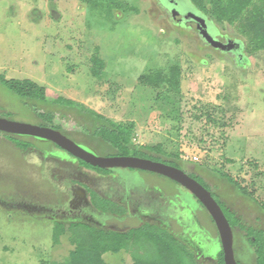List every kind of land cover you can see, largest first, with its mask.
<instances>
[{
	"label": "rangeland",
	"instance_id": "obj_1",
	"mask_svg": "<svg viewBox=\"0 0 264 264\" xmlns=\"http://www.w3.org/2000/svg\"><path fill=\"white\" fill-rule=\"evenodd\" d=\"M176 1L178 17L189 12L201 16L213 39L239 42L241 60L231 55L235 51L212 48L195 24L173 26L166 0H0V116L49 126V116L40 112L50 111L54 125L100 156L132 155L135 147L160 145V153L142 148L139 154L176 165L202 181L225 209L253 222L264 213V38L258 32L256 37L255 23H246L244 16L229 23L215 21L208 0L205 11L191 0ZM254 2L252 7L264 17V0ZM175 66L176 85L141 80L155 72L167 76ZM10 79L44 86L48 102L22 98L4 83ZM58 97L77 106L51 104ZM103 124L125 135L131 126L129 144L114 146L110 139L118 136L103 128L95 132ZM65 153L52 142L0 131V200L53 204L51 183L59 169L72 165L62 158L69 157ZM91 168L152 194L158 202L162 197L161 205L174 216L166 215L169 231L180 240L189 238L182 230L199 226L197 221L194 240L206 235L213 244L216 239L205 208L175 181L138 169ZM91 201L106 215L126 212L99 195ZM114 216L108 225L117 231L143 225L136 216ZM56 223L67 227L70 222L0 208V264H68L73 246L68 233L53 244ZM250 233L256 248L250 252L253 261L244 257L243 264L255 263L258 247L264 252V236ZM216 250L219 246L212 252ZM101 258L104 264L133 261L125 250L107 251Z\"/></svg>",
	"mask_w": 264,
	"mask_h": 264
},
{
	"label": "flooded vegetation",
	"instance_id": "obj_2",
	"mask_svg": "<svg viewBox=\"0 0 264 264\" xmlns=\"http://www.w3.org/2000/svg\"><path fill=\"white\" fill-rule=\"evenodd\" d=\"M166 1L170 6V15L168 17H170L171 23H174L173 26H180L188 21L189 24H195L196 28L199 29V23L192 18L187 17L188 13L178 17V14H176L175 11V6L177 7L178 5L176 0ZM165 10H168V8H165ZM173 12L176 14V18L173 17ZM228 38L225 37L221 40H215L216 42H219L223 45ZM211 47L219 50L218 46L211 45ZM228 52L230 53V51ZM231 55L235 57L236 54ZM55 146L58 148V150L62 152L64 151L57 145ZM65 154H67L69 157L62 156V158L70 161L72 165L68 168L59 169L58 174H56V181L51 183V192L53 196H55V201L53 204H40L33 201L24 202L23 200H0V208L19 213L27 212L29 214H34L37 217L43 216L53 221L61 220L68 222H82L103 230H117L115 227L108 225V223L112 221L108 220L109 217H113L114 215L115 220H122L125 216L133 215L138 219L140 218V223H150L165 228L168 231L171 229L170 224H168L169 221H166V215L171 214L170 216L173 218L174 216L171 212H169L171 209H168L166 205H161L162 203L160 202L162 201L160 199L162 197H159L160 202H158L155 200L152 194H142L141 189L134 187L127 188L125 185H122L120 182H117V180L113 179L109 175L110 173H101L96 171L91 167L82 164L83 161L73 157L68 152ZM92 195H99L101 198L112 202L114 201L120 205L122 209L126 210V212L112 214L113 216L106 215L103 210L99 209L94 203H92ZM134 206H137V209H134ZM230 212H233L234 216L239 219L233 224H231V222L228 220L232 229V247L234 258L237 264H243L242 262L245 260L244 257H249V261L252 262L253 259H251V253L256 247L251 243L256 240V237L250 232H261V234L264 236V222L262 220V214L264 215V213L261 212L262 214L260 216L256 214V216H254V221L249 222L248 220H242L240 216L236 214L237 212H235V210H231ZM196 223L200 226L198 221ZM199 226L193 227V229H190V227L186 226L182 230L185 234L189 235V238H182L183 240L181 241L184 242V244H186V246L192 252L195 263L200 264V260L201 262L205 261V263L208 264H221L222 260V264H224L223 251L216 226V239H213V244L212 239L206 235H202L200 239L196 238V240H194L195 237L192 233ZM188 230H191V234L188 232ZM214 243L218 245H214ZM207 245L209 247H205ZM214 246H219V250H216L215 253L212 252ZM259 258H261L262 264H264V255L262 257L258 255V259ZM258 259L256 258L255 260L254 258L255 263L252 264H260Z\"/></svg>",
	"mask_w": 264,
	"mask_h": 264
},
{
	"label": "trees",
	"instance_id": "obj_3",
	"mask_svg": "<svg viewBox=\"0 0 264 264\" xmlns=\"http://www.w3.org/2000/svg\"><path fill=\"white\" fill-rule=\"evenodd\" d=\"M191 1L197 8L205 11L204 1L206 0ZM254 1L255 0H208L210 4L209 14L215 19V21H226L228 23L244 16L246 23L250 20L255 23V29L252 28L254 29V34L258 32L264 38V26L261 25L264 17L260 15V11L259 9H257L258 7H252L256 5L254 4ZM250 7L252 8L248 10ZM262 47L264 48V42L262 44ZM92 60H95L98 63H103V61L98 57H92ZM178 76L179 68L175 66L170 68L169 74L167 76L162 75L161 72H155L153 75L149 74L142 76L141 80L143 83L149 85L166 83L167 85L172 86L178 84ZM4 83L22 98L28 100H37L40 103L48 102V99L45 95L44 86H40L30 79H10L5 80ZM62 99V97L53 99L51 104L56 105L55 103L60 101L58 104L64 103L66 105L67 103L68 106L66 107L77 106V104H75L76 102L73 104V101L70 99L64 100L65 102H63ZM71 104L73 105L69 106ZM90 112L93 115L99 116L93 111ZM40 113L49 116L50 127L61 129L59 126H56L52 123V114L50 111H44ZM99 118H102V116ZM101 128L104 129L103 131L107 135L114 134L115 136H118L116 137V140L110 139V142L114 146L120 147L122 145L123 147H125L124 145H128L131 141V126L130 130L128 131L129 133H127L126 135L123 134L121 129L118 130L117 127H114L111 124H108V126H104V124L100 125L97 129L95 128L94 130L96 132ZM63 131L64 130H62V132ZM135 148L136 149L134 150V153L132 155L140 157L142 156V154L141 151L139 154V150H141L142 148L156 151L158 153L161 152L160 145L148 147L142 146V148ZM82 164H85L88 167H92L91 165L84 162H82ZM94 168L100 169L98 167ZM221 175L224 176L228 182L234 184L238 189L240 188L239 184L227 173H221ZM197 180L202 185H204L202 181H200L199 179ZM239 190L241 191V189ZM241 192H243V190ZM217 202L223 209L224 214L231 222V224L236 223L239 220L234 216L233 212L225 209L223 203H221L220 201ZM229 215L231 216L230 218ZM54 227L55 230L52 236L53 244H58L60 236L68 233L69 243L73 246L69 253L68 264H104L101 258L104 252L119 250H125L131 256L133 260L132 264H196L192 252H190V249L186 246V244H184V242L179 240L167 229L150 223H144L143 225H140L138 227L128 228L125 231L98 229L82 222H70L67 227H64L60 223H56ZM79 229H81V231H78ZM261 248L262 247H258V252L262 257L264 255V252H262Z\"/></svg>",
	"mask_w": 264,
	"mask_h": 264
},
{
	"label": "water",
	"instance_id": "obj_4",
	"mask_svg": "<svg viewBox=\"0 0 264 264\" xmlns=\"http://www.w3.org/2000/svg\"><path fill=\"white\" fill-rule=\"evenodd\" d=\"M173 17L176 18L174 12ZM187 17H190L199 23L200 34L207 43L212 46H218L222 51H235L237 58L241 60L243 51L239 42L228 38L222 45L206 33V22L203 17L190 12L187 14ZM0 131L10 135L31 136L39 140L52 142L73 157L78 158L93 167L109 169L118 167L150 171L175 181L188 190L200 202V204L204 206L212 218L219 235L224 264H237L233 254L232 229L221 206L204 185L181 168L162 161L135 155L100 156L92 150L80 146L64 132L58 129L50 126L18 122L2 116H0Z\"/></svg>",
	"mask_w": 264,
	"mask_h": 264
},
{
	"label": "crops",
	"instance_id": "obj_5",
	"mask_svg": "<svg viewBox=\"0 0 264 264\" xmlns=\"http://www.w3.org/2000/svg\"><path fill=\"white\" fill-rule=\"evenodd\" d=\"M141 191H142V190H141ZM142 194H145V192L142 191ZM123 195H124V194H123ZM113 202H114V201H113ZM115 203H116V202H115ZM116 204H117V203H116ZM136 208H137V206H136ZM132 216H133V215H132ZM124 221H125V220H124ZM143 224H144V223H143Z\"/></svg>",
	"mask_w": 264,
	"mask_h": 264
}]
</instances>
